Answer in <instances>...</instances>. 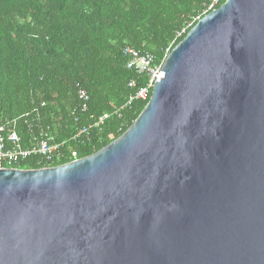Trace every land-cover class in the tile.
<instances>
[{
    "label": "water",
    "instance_id": "1",
    "mask_svg": "<svg viewBox=\"0 0 264 264\" xmlns=\"http://www.w3.org/2000/svg\"><path fill=\"white\" fill-rule=\"evenodd\" d=\"M98 151L0 169V264H264V0H224Z\"/></svg>",
    "mask_w": 264,
    "mask_h": 264
},
{
    "label": "trees",
    "instance_id": "2",
    "mask_svg": "<svg viewBox=\"0 0 264 264\" xmlns=\"http://www.w3.org/2000/svg\"><path fill=\"white\" fill-rule=\"evenodd\" d=\"M209 1L0 0V123L13 122L23 146L29 139L27 120L34 133L66 141L65 153L74 150L83 158L98 151L131 125L151 94L127 103L143 77L128 86L136 74L126 69L123 48L161 60L208 13ZM78 88L88 95L84 111ZM103 113L107 118L87 136L71 139ZM69 161L32 155L16 167Z\"/></svg>",
    "mask_w": 264,
    "mask_h": 264
},
{
    "label": "built area",
    "instance_id": "3",
    "mask_svg": "<svg viewBox=\"0 0 264 264\" xmlns=\"http://www.w3.org/2000/svg\"><path fill=\"white\" fill-rule=\"evenodd\" d=\"M218 0H210L205 8V12H210L216 8ZM180 33H178L179 35ZM168 53V49L165 50L163 58L157 61L151 54L140 52L139 50L126 46L123 48V54L126 57L125 67L126 69L136 74V79H131L128 82L129 87H134L137 80L143 77V84L135 91L127 103L131 100H145L148 93L152 90L154 82H159V79L163 76L158 72L162 67L163 60ZM77 98L80 101L81 110L86 109L88 101V95L85 90L78 88ZM108 114L103 113L92 124L80 127L75 136L71 139L87 136L90 127H97L106 119ZM119 116V115H118ZM26 130L29 134L27 146H23L20 137L14 130L13 122L0 123V169L1 168H17L16 166L26 158L37 155L46 162L53 160L63 159L66 156L70 161L77 159L76 152L74 150H68V153L62 151L66 145V141L51 142V138L47 137L44 132L38 134L33 132V121H24ZM5 133V136H4Z\"/></svg>",
    "mask_w": 264,
    "mask_h": 264
}]
</instances>
